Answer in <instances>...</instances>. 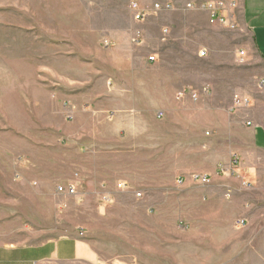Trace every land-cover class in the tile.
Instances as JSON below:
<instances>
[{"label": "rangeland", "instance_id": "rangeland-1", "mask_svg": "<svg viewBox=\"0 0 264 264\" xmlns=\"http://www.w3.org/2000/svg\"><path fill=\"white\" fill-rule=\"evenodd\" d=\"M218 1L0 0V244L82 234L99 264L257 263L208 142L261 98L264 65Z\"/></svg>", "mask_w": 264, "mask_h": 264}, {"label": "crops", "instance_id": "crops-1", "mask_svg": "<svg viewBox=\"0 0 264 264\" xmlns=\"http://www.w3.org/2000/svg\"><path fill=\"white\" fill-rule=\"evenodd\" d=\"M235 1L239 32L250 39V58L264 65V0ZM261 87V98L250 101L245 108L230 109L232 113L222 128L211 127L212 135L208 142V148H212L217 155L216 168L221 169L224 176L231 175L235 179L234 183H215L211 187L226 189V192L229 190L231 197L235 198L238 214L250 232V247L256 264H264V83ZM66 110L70 113L67 118L82 116L79 105L68 106ZM120 133L113 131L108 136L93 131L92 135L94 139H118L122 137ZM232 155L239 160L235 168L232 166ZM207 199L209 201L211 195ZM55 263L99 264L100 260L92 242L80 234L37 246L0 244V264Z\"/></svg>", "mask_w": 264, "mask_h": 264}, {"label": "built area", "instance_id": "built-area-1", "mask_svg": "<svg viewBox=\"0 0 264 264\" xmlns=\"http://www.w3.org/2000/svg\"><path fill=\"white\" fill-rule=\"evenodd\" d=\"M207 8L211 12L212 18L219 19L220 23L225 24L228 29L233 30L234 28L237 27V25H236V14H235V10L237 9V3L235 0H219L216 4L209 5ZM130 12H131L133 20L135 22L143 21L145 16H146L145 11L143 9H141L140 7H138V5L135 3H132L130 5ZM221 13H222V15H221ZM226 20H228V22H226ZM134 42H138V39H134ZM204 56H205V51L201 50L200 52H198L199 58H202ZM238 56H239L238 57L239 60L242 61L244 54L241 52V53H239ZM147 62L150 64L156 62L155 56L154 55L149 56L147 58ZM185 94H186V92L182 91L181 93H179L177 95V98H181ZM191 97H192V99L196 98V96L194 94H191ZM248 105H249V103L246 100L241 102V103L240 102L236 103V107H238V108H245ZM161 116H162L161 114H158V117H161ZM238 163H239V160H238L237 156L232 155V166L233 167L237 166ZM232 173H235V171L232 170ZM117 187L119 189H122L125 187V185L124 184H118ZM57 191L59 194H63L65 196H71V195L75 194L74 188L70 185L67 187H58ZM135 196L139 198L141 196L140 192L136 193ZM235 225L237 226V228H244L246 224H245L244 220L238 219L235 222ZM80 235H82V234H80Z\"/></svg>", "mask_w": 264, "mask_h": 264}, {"label": "bare ground", "instance_id": "bare-ground-1", "mask_svg": "<svg viewBox=\"0 0 264 264\" xmlns=\"http://www.w3.org/2000/svg\"><path fill=\"white\" fill-rule=\"evenodd\" d=\"M236 25H237V17H236Z\"/></svg>", "mask_w": 264, "mask_h": 264}]
</instances>
